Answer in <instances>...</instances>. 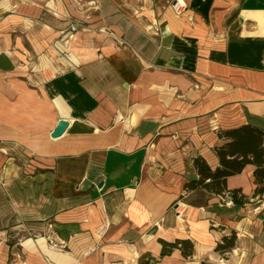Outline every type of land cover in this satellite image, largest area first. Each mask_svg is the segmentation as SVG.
Listing matches in <instances>:
<instances>
[{
  "label": "crops",
  "instance_id": "obj_1",
  "mask_svg": "<svg viewBox=\"0 0 264 264\" xmlns=\"http://www.w3.org/2000/svg\"><path fill=\"white\" fill-rule=\"evenodd\" d=\"M50 1L0 0V264H219L232 230L223 264H264V204L184 189L196 156L219 165L220 131L264 128V0H185L180 14L174 0H91L98 26L126 40L95 49L73 48L88 23ZM25 35L49 60L41 77ZM254 169L227 189L252 196ZM160 238H189L194 253L161 255Z\"/></svg>",
  "mask_w": 264,
  "mask_h": 264
},
{
  "label": "trees",
  "instance_id": "obj_2",
  "mask_svg": "<svg viewBox=\"0 0 264 264\" xmlns=\"http://www.w3.org/2000/svg\"><path fill=\"white\" fill-rule=\"evenodd\" d=\"M219 133L224 139V142L215 145L219 165L213 169L201 155L196 156L193 162L198 178L187 181L184 189L204 188L220 196H225L230 191L233 203L247 204L250 198L264 193V128L246 123ZM248 164L255 166L252 172L255 186L253 195L243 194L239 188L227 189L228 177L241 173ZM236 240L237 232L232 230L230 235H224L216 243L215 251L221 255L230 252L236 247ZM159 241L162 245L161 255H170L176 248L185 258L194 253V244L189 238H177L173 242L160 238Z\"/></svg>",
  "mask_w": 264,
  "mask_h": 264
},
{
  "label": "rangeland",
  "instance_id": "obj_3",
  "mask_svg": "<svg viewBox=\"0 0 264 264\" xmlns=\"http://www.w3.org/2000/svg\"><path fill=\"white\" fill-rule=\"evenodd\" d=\"M19 4H23L24 0H18ZM40 3L36 5V7L43 8L47 2L50 0H39ZM64 4L69 8L71 18L80 22H85L88 23L86 24V29L85 28H78L77 30H72L71 33L68 35V40H70V43L72 42V45L74 46L73 48H76L78 45H85L90 48H97L99 47L103 48V46L106 44V42L113 38L117 43L122 42L123 44L126 43V40L124 39V36L119 35L114 31L112 27L107 28L106 26L104 28H101L99 25V20L97 19V15L94 13H91L92 10H94V4L90 3L91 0H82L76 3L73 0H63ZM123 3H126L124 1ZM73 4V5H72ZM126 15L129 16V12H126ZM31 23V22H30ZM38 25H42L41 20H37ZM15 24V22L11 23ZM69 31V30H68ZM62 35V33H58ZM37 34H30V38H32L33 43L35 44L34 37ZM59 35V36H60ZM41 36V35H40ZM40 39V38H39ZM43 40H38L39 41H44L45 38H42ZM21 47H25L28 49V53L26 55H23V59L26 62V65L29 68V72H32L35 74V76L41 77L42 74V68L46 69L48 66L44 65V56L42 54L41 48L39 49L38 46H33L31 47V40L27 38L25 35L23 39H20ZM51 47V46H49ZM91 50L92 52H95L96 50ZM52 50V48H51ZM47 75V74H46ZM233 250V249H232ZM231 250V251H232ZM230 252L225 253L224 255H221V258L218 260L219 264H223L226 262L225 260L230 257Z\"/></svg>",
  "mask_w": 264,
  "mask_h": 264
},
{
  "label": "built area",
  "instance_id": "obj_4",
  "mask_svg": "<svg viewBox=\"0 0 264 264\" xmlns=\"http://www.w3.org/2000/svg\"><path fill=\"white\" fill-rule=\"evenodd\" d=\"M171 5L175 11V13L177 14H180L185 8H186V5L184 2H180V0H174L171 2ZM221 197V200L223 202H225L226 204H230L232 202V195H231V192H227L225 194V196H220ZM257 201L256 204H254V206L252 207L253 208V211L255 213H257L258 211H260L262 209V206H263V194H258V196L256 197H252L250 198V201L254 202V201ZM52 226V225H51ZM49 241H50V244L53 245V247L57 248V249H65L67 247V243L65 241H62V242H59V244L57 242H54V240H52L50 237H49ZM80 264V263H79Z\"/></svg>",
  "mask_w": 264,
  "mask_h": 264
},
{
  "label": "bare ground",
  "instance_id": "obj_5",
  "mask_svg": "<svg viewBox=\"0 0 264 264\" xmlns=\"http://www.w3.org/2000/svg\"><path fill=\"white\" fill-rule=\"evenodd\" d=\"M180 2H184L185 3V0H180ZM49 5L52 7V8H55V9H57V10H61V11H64V7H63V5H62V3H61V1L60 0H51L50 1V3H49ZM107 45L111 48H113V47H116L117 46V44H116V42H115V40L114 39H111V40H108L107 41ZM8 53H10V52H8ZM11 54V53H10ZM44 65L46 66V65H48L49 63H48V58L46 57V56H44ZM78 237L77 236H73V239H72V241H71V243H69V245L72 247V248H74L76 245H78ZM39 242H40V244L41 245H43L44 246V248H46V250H47V252L52 256V258L55 260V261H59V259H58V253L57 252H55V251H53L52 249H50L49 247H47L46 246V244L44 243V239H40L39 240ZM25 245L28 247V248H32L33 246H34V240L31 238V239H29V240H27L26 242H25Z\"/></svg>",
  "mask_w": 264,
  "mask_h": 264
},
{
  "label": "water",
  "instance_id": "obj_6",
  "mask_svg": "<svg viewBox=\"0 0 264 264\" xmlns=\"http://www.w3.org/2000/svg\"><path fill=\"white\" fill-rule=\"evenodd\" d=\"M57 123L56 128L51 132V137L53 138L61 136L70 124L66 119H60Z\"/></svg>",
  "mask_w": 264,
  "mask_h": 264
}]
</instances>
